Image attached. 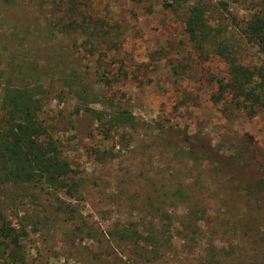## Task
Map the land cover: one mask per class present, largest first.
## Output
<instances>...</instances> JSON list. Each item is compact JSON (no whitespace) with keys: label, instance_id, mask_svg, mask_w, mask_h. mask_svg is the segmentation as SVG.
Segmentation results:
<instances>
[{"label":"rangeland","instance_id":"1","mask_svg":"<svg viewBox=\"0 0 264 264\" xmlns=\"http://www.w3.org/2000/svg\"><path fill=\"white\" fill-rule=\"evenodd\" d=\"M260 2L215 1L242 24L250 13L264 15ZM70 8L77 23L75 9L107 26L96 50L79 28L58 34ZM32 59L54 80L52 95L68 93L83 75L138 124L102 132L90 115L73 114L75 97L51 96L39 119L80 181L74 198L57 195L90 231L73 241L70 225L46 219L51 208L38 190L14 194V202L0 193L3 219L30 223L26 264H264V188L251 192L264 178V114L247 119L213 102L227 66L192 49L181 15L160 0H0V116L14 67ZM261 62L257 49L244 59ZM100 79L111 88L93 83ZM135 229L159 260L134 259L115 241Z\"/></svg>","mask_w":264,"mask_h":264},{"label":"trees","instance_id":"2","mask_svg":"<svg viewBox=\"0 0 264 264\" xmlns=\"http://www.w3.org/2000/svg\"><path fill=\"white\" fill-rule=\"evenodd\" d=\"M130 1L136 5L147 3L150 6L153 0ZM215 1L160 0V3L162 9L182 16L184 34L196 53L205 57H217L227 66L228 79L217 82L213 102L239 111L247 119H253L264 114V63L248 66L244 65V59L252 49H257V54L264 56V15L250 13L247 22L242 24L235 15L228 12L227 3L221 8V0L218 5ZM243 1L247 3V0ZM227 2L236 4L241 0ZM260 4L264 5V0ZM78 11L75 9V13L80 15V21L77 23L73 20V8H70L71 14L64 15L56 24L57 32L59 35H68L79 28L86 38V47L96 50V41L104 38L101 35L105 33L101 32L107 26L102 23L90 24L81 11ZM50 76V73L40 67L38 59H32L19 62L8 81L10 89L4 112L0 116V193L14 202V194H24L28 189L40 191L47 196L48 206L51 208V215L46 219L70 225L66 234L74 241L90 230H87V224L81 222L82 217L78 211L60 199L57 191L64 190L74 198L80 181L76 179L75 171L63 155L61 142L50 136L48 129L40 121L39 114L51 96L61 101L70 95L80 103L73 114L78 116L82 111L90 115L102 132H111L117 124L131 127L138 123L129 111L116 105L113 97H105L96 92L95 85H91L88 77L81 75L75 88L70 87L68 93L61 91L52 95L54 80ZM93 83L103 88L112 86L106 79ZM91 104H102L104 110H92L89 108ZM263 188L264 178H261L251 187V192ZM29 224L11 225L0 215V248H5L0 252L3 264H26L22 242L29 235L26 230ZM135 233L136 229L121 233L115 241L119 246L126 247L134 259L159 260L160 253L154 247L149 249L137 235H132ZM210 264H213V259Z\"/></svg>","mask_w":264,"mask_h":264}]
</instances>
